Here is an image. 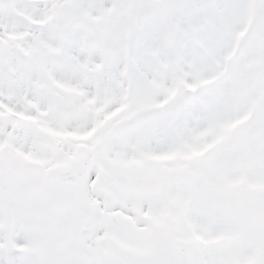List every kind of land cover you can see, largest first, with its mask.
<instances>
[{"label":"snow or ice","instance_id":"1","mask_svg":"<svg viewBox=\"0 0 264 264\" xmlns=\"http://www.w3.org/2000/svg\"><path fill=\"white\" fill-rule=\"evenodd\" d=\"M0 264H264V0H0Z\"/></svg>","mask_w":264,"mask_h":264}]
</instances>
